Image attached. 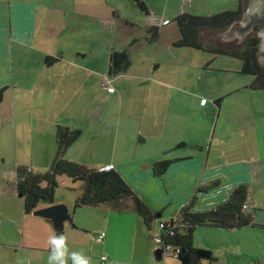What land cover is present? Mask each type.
<instances>
[{"label": "crops", "instance_id": "0c3cea01", "mask_svg": "<svg viewBox=\"0 0 264 264\" xmlns=\"http://www.w3.org/2000/svg\"><path fill=\"white\" fill-rule=\"evenodd\" d=\"M184 5L178 7L179 15L185 13ZM150 15L146 25H158L162 35L171 22L148 23ZM125 21L139 25L114 0H0V90L10 91L0 101V148L15 150L12 161L0 156V257L11 259L0 264H47V240L57 233L47 221L26 213L15 169L26 166L45 173L55 160L61 127L81 131L66 153L68 161L89 169L114 166L155 216L145 221L130 200L121 212L105 205L76 208L82 185L75 198L56 192V204H66L73 220L64 226L66 247L69 253L80 252L89 264H101L102 256L115 264L165 261L171 255L157 260L155 238L165 223L160 218L177 217L191 198L204 210L214 208L240 184L249 188L257 226L226 232L239 236L241 244L264 234L257 228L264 226V132L255 133L259 122L253 131L242 123L243 109L227 110L217 101L206 109L205 99L181 92L176 84L182 81L181 66L204 63L210 69L219 60L198 58L209 52L185 51V63H173L166 74L162 61L173 53L165 51L171 52L181 37L176 23L172 35L150 45L154 54L141 43L131 52L127 73L112 77L111 54L141 36L138 30L121 28ZM105 86L115 92L108 93ZM229 128L235 135L240 129L249 132L261 142H235L238 147L233 148L230 139L235 135L227 134ZM221 149H232V157L220 154ZM165 161L171 162L169 169L155 176V164ZM68 180L60 179V186L72 187Z\"/></svg>", "mask_w": 264, "mask_h": 264}, {"label": "trees", "instance_id": "16d2710c", "mask_svg": "<svg viewBox=\"0 0 264 264\" xmlns=\"http://www.w3.org/2000/svg\"><path fill=\"white\" fill-rule=\"evenodd\" d=\"M135 2L146 16L151 14L143 0H135ZM238 3L239 6L236 10H228L205 17L186 12L180 14L175 21L180 29L181 37L174 43V47L201 50L216 56H227L238 60L242 64L241 73L254 78L249 89L264 91V68L258 62L260 39L257 36L249 37L247 43L240 48H223L211 45L212 43H207L204 38L205 33L211 35L226 31L233 24L240 21L243 13V2L238 0ZM119 26L128 32H135L138 29L137 25L127 21L119 23ZM147 34L146 41L155 44L161 38V27L151 25L147 28ZM140 44L138 37L128 48L114 51L111 54L110 75L112 77L127 73L131 67V52L137 50ZM46 59L47 61L53 60V58L48 57ZM2 94L3 91L0 92V101ZM221 102L222 99L217 100L216 104L218 105ZM80 137V130L61 127L58 131L55 160L45 173H35L26 166H19L15 169L16 189L18 195L24 201L26 213L32 214L43 203L56 204V192L60 187V179L68 178L74 183L79 182L82 185V193L76 202V208L105 205L121 212L124 202L130 200L133 203L134 210L145 221L155 220V216L149 208L115 169L111 171L89 169L82 164L70 162L66 159L67 151ZM170 165L171 162L168 161L156 163L154 166L155 176L165 174ZM199 192L204 193L202 190ZM249 202V188L246 184L234 187L225 203L200 212H195L197 200L191 198L188 203L180 208L177 217L164 223V228H161L160 245L169 249L172 257L176 258L179 264H212L214 253L211 250L194 246L195 231L199 228L239 231L256 227V218L253 214L255 211H250ZM257 228L264 230V226H258Z\"/></svg>", "mask_w": 264, "mask_h": 264}, {"label": "rangeland", "instance_id": "374dc122", "mask_svg": "<svg viewBox=\"0 0 264 264\" xmlns=\"http://www.w3.org/2000/svg\"><path fill=\"white\" fill-rule=\"evenodd\" d=\"M55 3L60 0H54ZM150 10L151 18L148 23L152 21L155 23L160 22L163 19H168L171 23L165 26V30L162 32V40H166L167 34L172 35L173 27L176 26L174 20L179 16L178 7H181L183 1L185 2L184 10L186 13L197 15V16H210L215 14H220L224 11L228 10H236L239 6L238 0H143ZM178 1L180 2L178 4ZM115 5L119 8L124 15L133 16L134 18H138V31L141 33L139 37L140 43L147 45L149 47V53L152 46V43H148L146 38L147 21L148 18L143 11L138 8L135 0H114ZM243 2V13L239 23H241L245 14L249 9L248 0H242ZM169 7V8H168ZM58 8V6H57ZM178 12V13H177ZM192 12V13H191ZM257 29L262 28V24H256ZM254 26V27H255ZM253 27V29H254ZM232 28L227 29L226 31L215 33V34H205V41L207 43L216 44L219 47H229V48H240L243 46L239 44L238 39L235 38L232 41H224V35L229 32ZM253 36V35H252ZM256 36V35H254ZM155 46V45H154ZM155 48V47H154ZM153 48V49H154ZM194 52L193 49L187 48H172L171 52L165 51L169 55L165 61H162L166 66L163 70L168 74L170 72V68L173 63L184 64L183 58L185 57L182 53ZM196 52V51H195ZM202 57L211 58L219 60L218 62H213L208 69L204 63L194 64L192 66H181L183 69L181 73H179L182 81H178L177 87L181 92H185L186 94H196L199 99H205L208 103L206 109L214 108V102L222 99V102L225 109L234 110V109H243L246 117H244V121H242L243 125L248 127L252 126L253 131L255 126H258V122L260 127H258L255 133L264 132V91H252L248 88L245 89L248 83H253L254 78L252 76L244 75L241 73L242 64L240 61L229 58L227 56H215L209 53H203L198 58ZM204 65V66H203ZM203 66V67H202ZM208 69V70H206ZM180 83V84H179ZM3 91L2 97L4 94L8 95L10 91L7 88L2 87L0 92ZM254 92V93H253ZM255 94V95H254ZM254 95V96H253ZM255 111V116L253 117V112ZM257 111H260L258 115ZM243 120V119H242ZM258 121V122H257ZM255 123V124H253ZM228 127H230L228 125ZM231 128L228 129L227 134L231 135ZM241 133V136L240 134ZM238 135V136H237ZM233 136L230 139L231 147H238L234 143L238 142L244 145L247 142H253L255 139V143L260 144V139L258 136H253V134L249 137V132L240 131L238 134ZM264 137V135H261ZM229 142V140L227 141ZM57 144V143H56ZM57 146V145H56ZM6 148V149H5ZM0 148V156H5V158L10 161L15 159V150L10 148ZM22 150V149H19ZM24 151V149H23ZM217 151V149H216ZM232 151V149H230ZM230 151H225L221 149L220 154L226 156V158H231L232 154ZM226 152V153H225ZM14 156V157H13ZM30 157H28L29 159ZM8 160V161H9ZM3 167V164L0 167ZM229 179V178H228ZM72 187L68 188L66 185H61L57 192L59 195L68 198H75L77 196V192L80 188L81 183L71 182L68 180ZM230 182V181H229ZM215 192V191H214ZM232 192V189H231ZM228 191L227 195L230 197L231 194ZM228 200V199H227ZM264 201V199L262 200ZM186 202V201H185ZM217 207V206H215ZM250 211L253 210V205L249 203ZM204 210L200 206H196L195 212H200ZM262 212V211H261ZM164 222L169 221L170 219L166 217L160 218ZM260 222V221H259ZM235 233V232H233ZM236 234V233H235ZM238 234V233H237ZM236 234V235H237ZM230 235L232 236L231 238ZM255 238L252 240L247 239L245 241L243 239V244H241V240L239 236H233L232 232L220 231L211 228H199L194 233L193 244L197 248H202L206 250H211L214 253V260L212 264H264V234H255ZM229 236V237H228ZM64 237L66 241V233L64 231ZM234 237V238H233ZM236 237L238 239L236 240ZM238 246H240V250H238ZM8 262L11 263V259L9 256L5 255L0 257V262ZM164 261V260H163ZM163 261L159 262V264H163ZM168 262H178V260L172 255L170 258L165 259ZM164 261V262H165ZM115 262V261H114ZM116 263V262H115ZM179 263V262H178Z\"/></svg>", "mask_w": 264, "mask_h": 264}, {"label": "water", "instance_id": "95a60500", "mask_svg": "<svg viewBox=\"0 0 264 264\" xmlns=\"http://www.w3.org/2000/svg\"><path fill=\"white\" fill-rule=\"evenodd\" d=\"M253 1L254 0H248L249 9L246 14L249 15L251 8H253L254 17H251L250 15L246 16L245 14L243 19H246L245 17H247V19L246 20L242 19L241 23H239L238 21L235 24H233L230 27L232 29L224 35V41L227 42V41H232L235 38H241L242 33H246L247 31H249V26L252 30L256 24L260 23L263 26V29H262L263 31L262 49L263 50L262 51L264 52V0H255V2ZM257 14L260 16L262 15L263 19L262 17H260V20H259V18L256 16ZM239 28H242V30L241 31L238 30ZM261 59L264 61L263 56L261 57ZM44 205H46V203H43L41 206H44ZM32 216L47 221V223L53 226L56 233H63V235H64L65 224L73 223L72 215L67 205L63 203L49 205L48 207H39L32 213ZM163 253H164L163 249L159 248L157 250V260L158 261L162 260Z\"/></svg>", "mask_w": 264, "mask_h": 264}, {"label": "clouds", "instance_id": "9594fccd", "mask_svg": "<svg viewBox=\"0 0 264 264\" xmlns=\"http://www.w3.org/2000/svg\"><path fill=\"white\" fill-rule=\"evenodd\" d=\"M47 244L49 248L47 264H66V260H70L71 264H89L88 258L80 252L72 251L69 253L63 233L50 236Z\"/></svg>", "mask_w": 264, "mask_h": 264}, {"label": "flooded vegetation", "instance_id": "af4514ba", "mask_svg": "<svg viewBox=\"0 0 264 264\" xmlns=\"http://www.w3.org/2000/svg\"><path fill=\"white\" fill-rule=\"evenodd\" d=\"M255 2V0L253 1ZM254 11H253V8H251V11H250V16L251 17H254ZM246 14V16H249ZM259 20H260V17H262L263 19V16L261 15H256ZM247 19V17H245ZM246 19H243V20H246ZM238 30H242V28H239ZM245 34V35H244ZM252 35H256L259 39H260V43L258 44V62L259 64L264 68V61L261 59V57L263 56L264 57V52L262 51V44H263V31H262V28L259 27V29H257V26L254 27V29L251 30L250 26H249V31H247L246 33H242L241 35V38H237L238 39V42L239 44H242L243 46L247 43V40L249 37H251Z\"/></svg>", "mask_w": 264, "mask_h": 264}, {"label": "built area", "instance_id": "2783aa9c", "mask_svg": "<svg viewBox=\"0 0 264 264\" xmlns=\"http://www.w3.org/2000/svg\"><path fill=\"white\" fill-rule=\"evenodd\" d=\"M105 88L108 90L109 93H114V89H112L110 87H106V86H105ZM114 169L115 168L112 165H109V166L103 168V170H105V171H111V170H114ZM164 225H165L164 223H161L159 225L160 229L161 228H164ZM103 237H104V235H102L101 237H99L98 240L99 241H102ZM155 241L159 245L160 249H163L164 250V253H163V256H162V260L165 259V258H167L168 255H172L171 254V251L169 249H166V248H164V247H162L160 245L161 244V238L160 237H156L155 238ZM100 263L101 264H115V262L113 260H111L108 256H102L101 259H100Z\"/></svg>", "mask_w": 264, "mask_h": 264}]
</instances>
